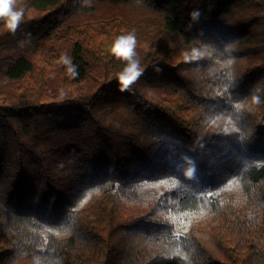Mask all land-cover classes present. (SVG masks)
Instances as JSON below:
<instances>
[{
	"label": "trees",
	"instance_id": "1",
	"mask_svg": "<svg viewBox=\"0 0 264 264\" xmlns=\"http://www.w3.org/2000/svg\"><path fill=\"white\" fill-rule=\"evenodd\" d=\"M14 10L15 32L0 19V264H264V0ZM129 33L142 75L120 91L111 48Z\"/></svg>",
	"mask_w": 264,
	"mask_h": 264
},
{
	"label": "clouds",
	"instance_id": "2",
	"mask_svg": "<svg viewBox=\"0 0 264 264\" xmlns=\"http://www.w3.org/2000/svg\"><path fill=\"white\" fill-rule=\"evenodd\" d=\"M15 2L16 0H0V19L5 21V27L11 32L16 31L23 16L22 10H14ZM136 43L135 35L129 33L119 36L114 41L111 48L112 54L117 59L126 62L125 68L118 74V86L120 91L127 90L142 75L139 61L135 58ZM195 55L196 53H193V56ZM69 71L72 74H76L75 66L73 65Z\"/></svg>",
	"mask_w": 264,
	"mask_h": 264
},
{
	"label": "rangeland",
	"instance_id": "3",
	"mask_svg": "<svg viewBox=\"0 0 264 264\" xmlns=\"http://www.w3.org/2000/svg\"><path fill=\"white\" fill-rule=\"evenodd\" d=\"M132 18H137L139 17L141 14H142V11L141 10H133L132 11ZM196 53V52H195ZM199 54V53H198ZM201 56V54H199ZM178 60V58L175 59L174 62H176ZM123 68H125V66H122ZM141 69V68H140ZM142 71V70H141ZM59 80H60V77H59V70H55L53 69L50 73V80H49V84H50V89H51V92H54L58 89V86H59ZM112 83H118V73H115L113 78H112ZM97 89L96 87V83L93 82L92 83V86H91V89L90 91L88 92L89 93H94L95 90Z\"/></svg>",
	"mask_w": 264,
	"mask_h": 264
},
{
	"label": "snow or ice",
	"instance_id": "4",
	"mask_svg": "<svg viewBox=\"0 0 264 264\" xmlns=\"http://www.w3.org/2000/svg\"><path fill=\"white\" fill-rule=\"evenodd\" d=\"M189 175H192V172L191 171H189V173H188Z\"/></svg>",
	"mask_w": 264,
	"mask_h": 264
}]
</instances>
